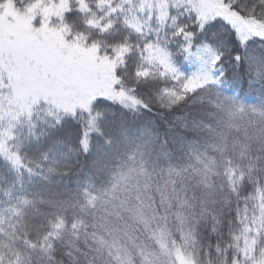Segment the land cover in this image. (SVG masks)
Returning a JSON list of instances; mask_svg holds the SVG:
<instances>
[{"label": "snow or ice", "instance_id": "obj_1", "mask_svg": "<svg viewBox=\"0 0 264 264\" xmlns=\"http://www.w3.org/2000/svg\"><path fill=\"white\" fill-rule=\"evenodd\" d=\"M8 8L31 37L0 50V264H264V0ZM115 105L140 137L105 131Z\"/></svg>", "mask_w": 264, "mask_h": 264}, {"label": "rangeland", "instance_id": "obj_2", "mask_svg": "<svg viewBox=\"0 0 264 264\" xmlns=\"http://www.w3.org/2000/svg\"><path fill=\"white\" fill-rule=\"evenodd\" d=\"M39 3V0H37ZM31 33L28 30L26 18L22 14H18L15 10L6 9L4 13H0V50H3L7 41L9 48L13 47V41L30 38ZM43 47H56L54 38L44 39Z\"/></svg>", "mask_w": 264, "mask_h": 264}, {"label": "trees", "instance_id": "obj_3", "mask_svg": "<svg viewBox=\"0 0 264 264\" xmlns=\"http://www.w3.org/2000/svg\"><path fill=\"white\" fill-rule=\"evenodd\" d=\"M257 52L264 54V49L257 48ZM149 118L150 116L148 114L134 115L121 109L120 106L115 105L111 106V109H109V111L105 114V118L102 123L107 125L105 131L110 132L112 129L119 126L121 122H126L129 134L135 137H140L141 125ZM148 127H152L154 131H159L161 134L166 132V128L162 123L158 129L154 128L151 124H149ZM46 140L47 138H45L44 142H46ZM96 141L101 145L103 144L102 137H96Z\"/></svg>", "mask_w": 264, "mask_h": 264}, {"label": "clouds", "instance_id": "obj_4", "mask_svg": "<svg viewBox=\"0 0 264 264\" xmlns=\"http://www.w3.org/2000/svg\"><path fill=\"white\" fill-rule=\"evenodd\" d=\"M87 163V162H86Z\"/></svg>", "mask_w": 264, "mask_h": 264}]
</instances>
